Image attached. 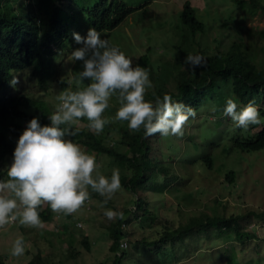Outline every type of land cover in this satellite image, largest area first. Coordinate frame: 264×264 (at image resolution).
<instances>
[{
  "label": "rangeland",
  "instance_id": "1",
  "mask_svg": "<svg viewBox=\"0 0 264 264\" xmlns=\"http://www.w3.org/2000/svg\"><path fill=\"white\" fill-rule=\"evenodd\" d=\"M123 1L134 8H138L143 2V0ZM185 1L187 0H154L148 6L141 5L142 8L127 15L114 30L100 32L101 38L107 39L112 46L124 52L132 60L133 67L139 57L147 54L151 63L159 68L160 64L173 59L171 51L179 41L178 36L174 34L177 32L175 29L178 21L177 13L180 11L181 3ZM10 3L16 10L20 3L28 5L31 3V7L38 14V18L35 19L38 24L48 18L46 7L42 4L43 0H10ZM200 3L202 6L198 9V14L206 15L208 22L214 25L212 28L209 27L205 34L197 36L196 40L201 47L207 46L211 53L215 47L213 38H220L219 29L215 25L222 20H229L237 30L235 34L232 33L234 38L239 33L247 39L246 43L253 49L260 51L263 48L264 42L259 40L258 36L259 31L264 30V10L258 9L253 13H243L229 0H205V3L201 0ZM64 9L70 13L72 19L77 18L78 8L75 5L66 3ZM69 29L68 47L70 48H61L59 51L60 43H58V46L53 47L50 53H44L43 59L45 61L49 59L53 66V74L47 78L51 83H49L50 90L48 91L49 88L46 92L42 90L31 70L26 69L16 72L13 78L18 82L14 86L9 85L11 91L7 95L23 94L31 100H43L50 107L52 114L60 103L57 97L62 91L79 90L90 83L88 80L83 83L79 82L77 74L83 70V62L73 61L71 56L74 50L83 47L82 44L74 41L73 33L85 34L86 32L87 34L90 27L81 22L78 17L77 22L71 24ZM227 32L231 33L228 30ZM224 34L227 36L226 33ZM81 37L86 36L81 35ZM230 41L231 38L228 37L223 47H228ZM147 49L150 51L147 52ZM263 55L262 53L260 56ZM5 89L7 88L0 90ZM230 91L231 87L228 85L224 94L218 96L216 100H207L197 112L196 117L189 119L190 122L185 126L184 135L171 137L172 152L167 149L166 138L157 149L162 155L161 161L168 166L171 173L178 177L157 197L151 195L152 193L157 194L155 191L145 188L138 193L141 198L149 196L155 200L152 203L155 205L152 207H155L156 212L153 219L145 217L137 219L130 216L128 223L124 224L128 234L124 239L126 242L123 244L126 243V247L123 249L132 254L133 264H264V241L261 239L264 238V218L254 215H248L242 223L252 227L255 230V236L245 237L242 242L236 240L230 233L211 228L205 232L194 230L180 241L166 244L167 247H163L160 252L155 250V246L141 247L145 239L152 240L158 237L157 233H160L162 225L169 229H176L191 215L200 212L211 214L214 207L221 211V206L227 205V211L241 214L248 211L254 213L264 211V149L254 154H242V159L241 153L229 149L227 145L222 148V145H219L222 141L220 139L225 135H228L225 138L227 142L239 131L231 118L223 114L229 98L237 102L238 108L244 106L240 99L231 95ZM115 103L113 97L109 102V108L103 114L104 118H111L110 123L119 122L115 119L118 110ZM256 105L260 108L263 102L260 101ZM49 116L44 119L38 113L35 118L41 126H50ZM44 121L47 122L46 125L43 124ZM110 123L101 133H94L96 136L102 135V141L107 145L127 153L126 145L120 143V133L116 131L118 126L116 125L114 127L116 130H114ZM86 124L88 121L85 119L84 126ZM252 126L256 127L252 129V132H257L260 128L258 125ZM21 127L23 132L27 127L26 123H21ZM204 128H209L214 133L202 141L199 135L203 133ZM6 135L15 150L20 136L15 137L9 133ZM66 139L72 140L71 137H66ZM208 148L211 149L210 154L214 160L210 169H202L203 167L193 162L205 156ZM82 150L95 156L99 172L106 177L110 178L108 175L112 174L113 169H119V173L131 175L130 170L118 167L107 156L95 154L86 148ZM153 150L156 151V145ZM7 162L9 163V159ZM10 166L11 163L4 168L5 173ZM231 169L235 171L234 184L225 180L226 173ZM156 185L164 186L165 182L158 180V183L153 184V188ZM133 202V195L122 188L108 200L109 204L104 207H101V201L90 196L83 208L72 215L65 216L62 213L52 212L49 221H43L41 228L23 226L19 221L11 223L0 229V256H3L5 264H27L37 249H40L43 254L51 253L58 257V251H67L71 248L76 254L74 264H98L112 256L108 252L111 240L106 237V234L107 227L114 220H109L104 215V211L106 209L124 210L132 207ZM123 219L127 220L126 215ZM62 225L65 228H62ZM24 235V255L12 256L14 241ZM83 237L88 239L89 250L81 245Z\"/></svg>",
  "mask_w": 264,
  "mask_h": 264
},
{
  "label": "trees",
  "instance_id": "2",
  "mask_svg": "<svg viewBox=\"0 0 264 264\" xmlns=\"http://www.w3.org/2000/svg\"><path fill=\"white\" fill-rule=\"evenodd\" d=\"M154 0H143L142 6H148ZM201 0H187L181 3L180 11L177 13V22L174 32L178 36V43L173 46L171 53L173 59L169 62L160 64L155 67L151 63L147 54H143L134 65L144 67L149 70V78L153 84V88L148 89L145 99L154 101L155 96L161 99L165 94L171 95L174 102H182L191 106L196 113L202 108L204 103L209 99H215L224 94L225 88L231 87V95L240 99L245 106L249 101H254L263 105L259 108L261 117V126L257 132H252L256 128L250 126L247 130L238 127L236 135L232 139L225 141L228 135L221 138L219 145L221 148L227 145L229 149L242 154H254L264 149V46L260 51L253 49L245 38L239 33L236 38L237 30L233 27L229 20H222L215 25L219 29L218 36L214 37L215 47L209 52L207 46H200L196 40L197 36L206 33L207 29L214 27L208 22L206 15H199L198 9ZM235 8L243 13H253L256 10H264V0H229ZM43 0V7H46L47 20L36 23L38 18L37 12L26 3H20L17 10L12 7L10 0H0V180H7V172L4 168L13 162L14 146L8 139L6 133L19 137L22 132L21 123H28L40 113L42 118L51 115L50 107L43 100H31L28 96L20 94L17 96L7 95L10 91V81L16 72H22L26 69L31 70L37 84L46 92L50 90L49 80L47 79L53 74V66L49 59H43L46 52H51L53 47L59 44L61 48L68 49L70 27L76 23L78 17L81 22L95 28L98 32L114 30L127 15L138 8L128 6L123 0ZM93 2V3H92ZM205 3V0H202ZM70 3L75 5L77 10V18H71L70 13L64 9V5ZM207 4V2L205 3ZM71 22V23H69ZM226 30V31H225ZM228 31L231 33L229 34ZM227 36H225V34ZM86 36L85 34H79ZM231 38L228 47L224 48L225 40ZM225 39V40H224ZM258 39L264 42V30L259 31ZM262 42V43H263ZM150 49H147L149 52ZM45 53V54H44ZM259 53V54H258ZM202 55L205 58V66L195 68L194 73L189 65L184 63L185 58L189 55ZM66 82V81H65ZM51 84V83H50ZM7 90V92H5ZM220 91V94L218 92ZM116 109L120 107L117 99ZM36 113V114H32ZM84 120L73 126L76 132L72 136V141L80 146L86 147L91 152L104 155L110 158L114 164L120 168L130 170L131 175L120 172V180L122 188L129 191L133 195V206L124 210H114L122 212L123 217L126 215L127 220L114 219L107 227L106 237L111 240L108 252L112 254L107 260L98 264H133L134 260L131 253L122 246L124 239L127 237V230L124 224L128 223L130 216L140 219H153L156 212L152 204L155 200L149 196L141 198L138 193L143 189L155 191L157 194H151L157 197L166 190L178 175L171 173L168 166L163 163L162 155L157 150L166 138L167 149L172 152L170 136H161L155 134L145 138L144 130L132 132L128 128L126 121L110 123L114 128L118 126L117 132L120 133V143L128 148V152H121L117 148L107 145L102 141V135L96 136L94 131L90 130ZM190 122V120L188 121ZM44 125L47 122H43ZM109 125V123H108ZM63 127V126H62ZM235 128V129H236ZM233 129V130H235ZM214 133L209 128H204L200 138L206 139ZM225 141V142H224ZM229 142V143H228ZM156 145V151L153 150ZM206 155L200 160L193 162L195 165L203 167L202 169H210L213 163V156L210 154L211 149H207ZM156 152V153H155ZM158 152V154H157ZM164 158V156H163ZM9 159V163L7 162ZM243 159V158H242ZM4 173V174H2ZM111 177V175H108ZM158 180L165 182L164 186L153 184ZM225 180L235 183V171L233 169L225 175ZM90 191V196L103 202L104 197ZM109 203L107 202V205ZM216 207L213 212H200L191 215L188 220L179 224L176 229H169L161 226V231L155 239H145L141 243L143 248H151L155 246V250L161 251L166 244L180 241L185 235L192 233L194 230L205 232L208 229H218L220 232L231 234L236 240L242 242L243 238L255 236V230L248 225H244L242 221L248 215H254L264 218V211L254 213L248 211L245 214L239 212L227 211V205L221 206V211ZM50 207L46 204L45 209H38L40 218L44 222H48L51 217ZM62 228H65L62 225ZM22 236V238H24ZM21 238V237H20ZM264 241V238H261ZM81 245L89 250V242L87 237H83ZM174 247V245H172ZM74 249L69 248L67 251H58V257L51 253L43 254L37 249L33 257L27 264H74L76 254ZM3 256H0V264H5Z\"/></svg>",
  "mask_w": 264,
  "mask_h": 264
},
{
  "label": "clouds",
  "instance_id": "3",
  "mask_svg": "<svg viewBox=\"0 0 264 264\" xmlns=\"http://www.w3.org/2000/svg\"><path fill=\"white\" fill-rule=\"evenodd\" d=\"M73 39L83 47L71 54L73 61H82L83 70L77 74L79 82L88 80L79 90L62 91L56 110L49 116L50 126H41L33 118L20 135L13 152V162L7 169V180H0V229L19 221L23 226L43 227L38 209L47 204L53 213L72 215L80 211L90 199V191L105 199L104 207L114 194L122 190L119 169H113L108 178L99 172L94 155L66 137L76 135L73 126L81 119L88 121L90 130L99 134L111 122L104 118L110 100L115 97L120 105L115 119L126 121L132 132L144 130L145 138L184 135L190 118L196 110L182 102H174L165 94L154 101L145 99L153 88L149 70L133 62L118 47L112 46L100 32L90 28L86 37L73 33ZM184 63L194 73L195 68L205 66L202 55L189 54ZM18 81L13 78L10 86ZM223 114L230 117L235 126L247 130L260 125L258 106L249 101L238 108L235 100L226 101ZM63 126V127H62ZM109 220L123 219L122 212L106 209ZM23 238L14 241L11 255H24Z\"/></svg>",
  "mask_w": 264,
  "mask_h": 264
},
{
  "label": "bare ground",
  "instance_id": "4",
  "mask_svg": "<svg viewBox=\"0 0 264 264\" xmlns=\"http://www.w3.org/2000/svg\"><path fill=\"white\" fill-rule=\"evenodd\" d=\"M81 148L83 149V148H86V147H83V146H81ZM87 149V148H86ZM90 151V150H89ZM91 152V151H90ZM101 155V154H100ZM45 207H46V204H44V206H43V208L45 209ZM51 211V210H50ZM53 213H52V211H51V215H52ZM122 246H126V243H122Z\"/></svg>",
  "mask_w": 264,
  "mask_h": 264
}]
</instances>
